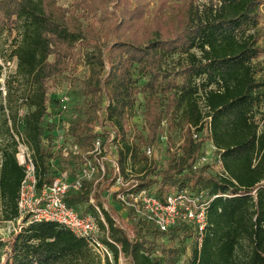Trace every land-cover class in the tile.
I'll use <instances>...</instances> for the list:
<instances>
[{
    "label": "trees",
    "instance_id": "1",
    "mask_svg": "<svg viewBox=\"0 0 264 264\" xmlns=\"http://www.w3.org/2000/svg\"><path fill=\"white\" fill-rule=\"evenodd\" d=\"M58 1L0 0L1 31L23 29L14 51L18 74L31 77L36 85L30 100L35 108L26 116L24 134L41 175L39 186L51 183L56 175L48 166L54 155L43 144V137L54 133V113L48 111V103L52 110L59 103L58 96L50 93V81L83 61L88 71L83 80L84 107L69 122V134L83 152L90 151L97 138L107 145L114 135L123 142L122 168L130 154L134 163L143 160L146 172L141 187L157 197L185 186L208 197H227L210 202L202 235L188 223L164 232L135 218L132 211L130 223L118 209H104L109 236L119 246H111L113 263L103 261L61 225L42 222L23 226L13 239L0 237V264L3 256L7 264H120V255L128 264H264V124L260 127L258 118L264 103V75L258 62L264 55L260 44L264 0H207L202 8L192 0H178L183 3H176L170 14H163L170 0H155L158 6L150 26L146 14L152 0H66L70 5ZM81 19L93 22L84 24ZM175 54L182 60L166 70L164 62ZM139 94L146 100L148 132L143 141L159 145L169 156L166 169L159 162L148 168L142 143L130 142L129 120ZM2 98L0 81V196L4 219L17 220L25 169L17 161L15 136L3 120ZM201 101L212 117V131L195 140L189 125L201 123ZM164 118L170 127L178 124L183 129L180 156L158 143ZM210 139L222 150L228 177L207 174L208 166L191 170ZM112 183L107 178L94 190L86 182L83 190L68 191L65 201L82 214L92 212L90 195L103 206V195ZM100 226L105 230L101 221ZM186 241L193 244L191 254L186 252Z\"/></svg>",
    "mask_w": 264,
    "mask_h": 264
},
{
    "label": "built area",
    "instance_id": "2",
    "mask_svg": "<svg viewBox=\"0 0 264 264\" xmlns=\"http://www.w3.org/2000/svg\"><path fill=\"white\" fill-rule=\"evenodd\" d=\"M0 81L3 83L2 78ZM1 89L5 92L4 86H1ZM58 99V107L54 110L48 103V111L54 113V133L43 137V144L51 148L54 155L48 162L50 169L56 171L51 183L39 186L41 175L34 152L15 136L18 143L17 161L25 169V176L21 182L17 200L19 212L17 221L20 224V230L23 226L32 223H57L76 237L83 239L103 261L109 259L112 263L114 255L111 246H118V244L109 236V226L105 220L104 209L109 210L110 207L116 209L118 207V212L127 220L130 219L129 213L132 211L135 218L145 219L164 232L183 222L193 225L199 235L203 234L207 227V210L210 202L220 196L227 197V194L208 197L202 190H192L185 186L175 188L164 198L157 197L155 193L141 187L140 178L144 176L146 169L136 171L131 154L126 160L125 168L123 169L120 165L119 151L122 149L120 138L112 135L107 145H104L101 138H97L93 148L87 153L83 152L69 134L70 121L64 116L69 109V98L66 93H62L59 94ZM201 105L204 114L201 123L197 126L189 125L195 140H200L202 135H211L212 131V117L206 115L208 108L203 103ZM135 108L136 106H134V114L129 121L134 119V122L131 123L141 124L144 129V126L146 127L145 116L137 112ZM160 128L158 143L163 147L168 146L171 153L180 156L183 139L173 146L171 128L165 118L162 120ZM131 132L132 130H130ZM129 137L130 142L134 144V137L131 135ZM139 142L135 143L140 145L141 142ZM141 147L144 156L148 159V168H154L156 162H159L160 146L141 144ZM221 152L222 150L210 139L202 153L193 161L191 170L208 166L215 168L216 174L228 177V173L222 166ZM65 161L68 163H64ZM1 164L2 156L0 154V167ZM107 178L112 179L113 183L103 195L105 200L103 206L96 204L94 194H91L88 200V204L93 205L92 212L82 214L75 207L66 203L65 196L68 191H81L85 188L86 182H91L95 190V187ZM100 221L105 225V230L101 228ZM199 242H201V238ZM121 258L120 255V264H122Z\"/></svg>",
    "mask_w": 264,
    "mask_h": 264
},
{
    "label": "rangeland",
    "instance_id": "3",
    "mask_svg": "<svg viewBox=\"0 0 264 264\" xmlns=\"http://www.w3.org/2000/svg\"><path fill=\"white\" fill-rule=\"evenodd\" d=\"M196 7L202 8V5L207 0H192ZM151 6L149 8V12L146 14V23L148 26L152 24V17L153 12H155L153 9L158 6V3L156 5V1H151ZM59 4H68L70 5L69 1L66 0H59ZM176 3H183V1L178 0H170L168 2V5L163 11V14H170V11L174 7ZM262 8V15L264 16V4L261 6ZM101 15V12L98 13ZM81 21L84 24H87L88 22H93V20L88 19H81ZM264 21V20H263ZM166 22V21H164ZM1 25V22H0ZM98 26V24L96 23ZM1 31V29H0ZM23 29L18 28L17 26H14L12 28L5 27L3 31L0 32V63L2 65V82L1 86H4L5 92L3 91V105H4V111H3V120L8 121V127L11 129V132L16 136V138L19 139V141L26 145L29 149H31V146L27 142V139L24 134L25 129V119L29 112L34 110V106H30V100L34 97L36 94V85L34 84V81L31 77L28 76H21L18 74V58L15 55L14 51L21 43L22 37H23ZM260 44L264 46V36L260 40ZM181 58V59H179ZM53 57H50V60H52ZM178 60H182L181 55L175 54L174 56L170 57L169 61L164 62V68L166 70H172L177 63ZM258 62L263 69L260 73L264 75V55L260 56L258 59ZM88 74L87 66L85 63L80 61V64L78 67L73 68L69 72H66L65 74L56 77L55 79L51 80L50 83L52 85V90L50 93L54 96H59V94L66 93L69 98V109L68 112L64 115L68 121H71L75 118L76 114L83 110L84 107V91H83V80L86 78ZM145 98L143 94L137 95L136 99V110L137 112H140L141 115L144 114L145 120H146V107H145ZM166 100L162 99L161 101V107L164 106ZM136 112V115H137ZM15 118L16 122L13 123V119ZM260 127L264 124V103L262 104L260 114L258 115ZM134 120V119H133ZM133 120L130 121V130L129 136L134 137V143L135 142H141L142 144H146L145 140L143 139L147 138V126H143L131 123L134 122ZM171 128V142L173 146H176L178 143L181 142L183 139L184 141V133L183 129L180 125L174 124ZM139 140V141H138ZM139 142V143H140ZM3 143V140L0 139V151H1V145ZM121 141V146H122ZM32 150V149H31ZM1 154V153H0ZM173 155V153L171 154ZM162 154L160 152L158 154L159 158V164H161V169H166L169 166V156ZM77 161V159H75ZM64 163H68L65 161ZM74 163V161H73ZM145 163L143 160H138L135 163L136 171H142V169L146 166H144ZM216 169L215 168H208L206 173L207 174H215ZM119 213V212H118ZM125 219V217H124ZM130 223H132L131 218L129 219ZM20 224L17 220H5L3 215V206L0 204V237L3 240H10L13 239L19 232H20ZM182 240V238H180ZM166 240V239H165ZM168 240V239H167ZM166 240V241H167ZM186 252L188 254H191L193 250V244L190 241H186ZM247 249V247H246ZM244 254H247V251H245ZM189 256V255H188ZM3 264H7V257L3 256ZM122 264H128V259L121 258Z\"/></svg>",
    "mask_w": 264,
    "mask_h": 264
},
{
    "label": "crops",
    "instance_id": "4",
    "mask_svg": "<svg viewBox=\"0 0 264 264\" xmlns=\"http://www.w3.org/2000/svg\"><path fill=\"white\" fill-rule=\"evenodd\" d=\"M117 209H118V207H117Z\"/></svg>",
    "mask_w": 264,
    "mask_h": 264
}]
</instances>
